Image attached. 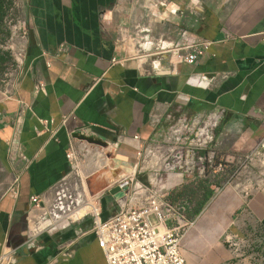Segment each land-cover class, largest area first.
Segmentation results:
<instances>
[{
    "label": "crops",
    "instance_id": "1",
    "mask_svg": "<svg viewBox=\"0 0 264 264\" xmlns=\"http://www.w3.org/2000/svg\"><path fill=\"white\" fill-rule=\"evenodd\" d=\"M16 1L29 31L19 44L23 69L0 79V254L18 251L0 264H106L90 217L43 234L39 249L23 247L31 196L72 172L70 145L89 154L119 149L133 162L155 136L154 117L171 110H221L225 125H240L255 146L263 141L264 0H171L162 21L138 0ZM183 30L214 41L195 64L173 63ZM111 166L103 155L89 171ZM113 174L111 184L129 173ZM245 178L248 189L217 187L184 228L189 264H264V189L252 182L260 185L258 171ZM114 206L109 192L104 218Z\"/></svg>",
    "mask_w": 264,
    "mask_h": 264
},
{
    "label": "built area",
    "instance_id": "2",
    "mask_svg": "<svg viewBox=\"0 0 264 264\" xmlns=\"http://www.w3.org/2000/svg\"><path fill=\"white\" fill-rule=\"evenodd\" d=\"M170 1L138 0V4L141 8L146 9V15L149 18L162 21L168 18L166 6ZM18 6L19 2L15 0L12 10ZM15 13V18H12L15 29L13 34L19 32V40L15 44V48L19 52L18 67L21 71L25 64L26 50L23 44L19 48V44L27 38L29 29L24 15ZM213 43L214 41L211 39L196 37L188 30H183L172 51V56L176 55V61L173 63L195 64L200 57L207 53ZM11 48H14V45ZM38 88L42 90L44 84H39ZM222 116H224V112L221 110L194 116L192 124L195 126L202 122L204 127L199 129V133H196L197 140L190 139L191 134L187 133V138L190 139L187 146L189 148L178 150L177 145L183 141L181 139L183 136L181 135L182 127L188 126L186 124L188 119L187 115L179 110L169 111L165 120L173 123L170 137L174 140L175 146L171 150L172 154L163 161H161V157L158 158L155 155L161 148V139L165 137L163 121L160 117H154L155 136L145 142L137 151L138 162L136 163L138 168L139 163L146 162L152 168L153 173L149 174L144 181L136 179V172L129 177L127 181L130 188L126 191L125 196L116 199V209L107 218L103 217L102 206L97 201L96 195H88L83 182L79 183L76 178H73L72 172L55 183L50 192L41 196H31L23 247L29 250L39 249L42 247L40 237L43 234L65 230L73 222L90 217L93 224L92 230L104 253L106 264H189L182 246L183 232L181 228L185 225V207L172 204L165 198L166 193H163V190L176 187L179 178L190 174L189 168L185 166L191 164L196 153L195 150L199 149L203 151L202 153L205 152L197 157L199 160L214 157L215 150L210 148L214 140L213 135H209V130L206 129L209 122L217 123ZM65 122L66 120L63 121V123ZM51 124H54L53 119ZM56 133L57 131L54 130L53 134ZM255 152L264 157V139L256 146ZM66 156L71 162V171L80 167L81 158L73 145H70ZM159 163L165 164V168L168 170L166 176H163L160 169L156 167ZM218 165L221 166L220 163ZM182 169L184 170L178 172ZM163 180H166V183L162 184ZM19 189V181L16 178L10 190L17 197ZM89 205L92 206V209H88L80 215V210L88 208ZM17 251L18 249L12 248L3 249L0 254V262L8 261ZM67 253L68 256L72 254L69 250Z\"/></svg>",
    "mask_w": 264,
    "mask_h": 264
},
{
    "label": "rangeland",
    "instance_id": "3",
    "mask_svg": "<svg viewBox=\"0 0 264 264\" xmlns=\"http://www.w3.org/2000/svg\"><path fill=\"white\" fill-rule=\"evenodd\" d=\"M14 2L15 0H5V5L3 8L5 15L2 22L0 23V79L10 77V74H16L19 71V52L15 48V44L19 40V32L13 34L15 29L13 28L14 21H12V18H15V12L24 15V11L20 2L18 8L12 10ZM13 45L14 48H11ZM193 117L194 116L186 117L188 119V121H186L188 126L182 127L181 135L183 136L181 139H183V141L177 145L178 150L188 149L189 147L187 146L189 145L188 143L190 139L197 140L196 137L198 136H196V133H199V129L204 127L202 122L194 126L192 124ZM224 119L225 116H222L217 121V123L209 122L208 128L206 129L209 130V135H213L214 140L210 145V148L215 150L214 157L199 160L197 157L203 155L205 152L202 153L203 151L199 149L195 150L196 153L191 164L189 163L187 166L183 165L189 168L190 174H185L183 178H179L180 180L176 187L169 190H163V193H166L165 198L170 200L172 204L185 207L184 214L186 219L184 220L185 225L181 228L182 232L184 228L187 227V225H190V223L195 218H197V216H199V214H197L191 220L189 219L188 213L186 211L188 207L189 209H193L197 205V201L201 199V194L204 192V190L199 187L198 180H192L193 178L200 177L199 179L206 180V182L210 183L209 186L213 190L217 189L219 186L233 185L235 183H241L243 184L242 188L246 187L248 189L250 182L245 178V175H247L249 172L251 173L258 171L257 181L260 185L255 184V180L252 182L254 187L260 186L262 189H264V157L261 154L255 152L256 146L254 143L249 142L248 138L246 137V131L241 130L242 127L240 125H238V127L234 130L232 129L233 127H229V124L225 125ZM162 121V126H164L163 130L165 132L163 133L165 137L161 139V148H159L158 152L155 153L158 158L161 157V161L168 158V156L172 154L171 150L175 146L174 140L170 137V129L173 123L166 121L165 117L162 118ZM187 133L191 134L190 139L187 138ZM243 138L245 142L242 140ZM242 143L243 145L240 146L239 144ZM77 150L81 158V164L79 168H75L72 171V177L76 178L79 183L83 182L84 184V182H86V185L89 189V191H87V193L89 192L88 195H96V199L101 204V206L103 200L109 194V189L121 183L122 181H127L129 177L135 174V172L136 179L140 181H144L149 174L153 173L152 168L149 167L146 162L139 163V167L137 168L136 163L138 162V158L136 157L135 161L133 162L130 159V163L135 166V171L127 174L123 178H120V180L114 182L113 184L109 182V176L105 175V173L108 171L105 170V168L93 170V172L90 170L91 173L88 174L89 176L85 177L82 170L84 168L89 169V167L92 168L99 165L103 155L110 160L111 165L115 169H118L120 162V158L118 156H120L119 154H121V152L119 149H111L109 151L107 149L105 153L103 152V154L98 152L89 154L85 152L81 146L77 147ZM219 163L221 166L218 165ZM156 167L160 169L159 171L163 174V176H166L168 170L165 168L164 163H159ZM183 170L184 169L178 170V172ZM1 179L2 177L0 176V182ZM164 183H166V180H163L162 184ZM194 190H197L198 193L193 195L192 191ZM182 191H186V193L181 195ZM187 192H189V194H187ZM190 198H193V201L190 200ZM206 204L207 203H205L203 207H205ZM103 207L105 208L104 205ZM174 224H176V222H174ZM6 250H8V248H6Z\"/></svg>",
    "mask_w": 264,
    "mask_h": 264
},
{
    "label": "trees",
    "instance_id": "4",
    "mask_svg": "<svg viewBox=\"0 0 264 264\" xmlns=\"http://www.w3.org/2000/svg\"><path fill=\"white\" fill-rule=\"evenodd\" d=\"M4 3H5L4 0H0V23L2 22L4 15H5V11L3 9L4 5H5ZM198 183H199V187L202 190H204V192L201 194L202 195L201 199H199V201H197V205L193 209H189V207H188L189 210L187 209V211H186L188 213L189 219H191V220L194 216H196L197 214L200 213L203 205L210 200V198L212 197V195L214 193V190L211 189L209 186L210 183L206 182V180L199 179ZM185 193H186V191H182L181 195H183ZM195 193L197 194L198 191L197 190L192 191L193 195ZM187 194H189V192H187ZM190 200L193 201V198H190Z\"/></svg>",
    "mask_w": 264,
    "mask_h": 264
},
{
    "label": "bare ground",
    "instance_id": "5",
    "mask_svg": "<svg viewBox=\"0 0 264 264\" xmlns=\"http://www.w3.org/2000/svg\"><path fill=\"white\" fill-rule=\"evenodd\" d=\"M84 169L82 170V172L84 173L85 177H88L89 176L88 174H90V171L88 168L87 169L84 168ZM134 170H135V167L128 161V159H120L118 169H115L114 167L111 166L110 170L107 173V176H109V179H111V180H116L114 178V174H113L114 171H117L118 174L121 176V174H123V173H130V172H133ZM83 185L85 187V190L89 191L88 186L86 185V182H84ZM88 209H92V206L89 205L88 208L86 207V208L80 210L79 214L80 215L84 214Z\"/></svg>",
    "mask_w": 264,
    "mask_h": 264
},
{
    "label": "water",
    "instance_id": "6",
    "mask_svg": "<svg viewBox=\"0 0 264 264\" xmlns=\"http://www.w3.org/2000/svg\"><path fill=\"white\" fill-rule=\"evenodd\" d=\"M130 188L128 181H124L121 184L115 185L109 189L110 194H112L116 199L125 196L126 191Z\"/></svg>",
    "mask_w": 264,
    "mask_h": 264
}]
</instances>
